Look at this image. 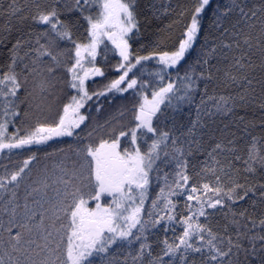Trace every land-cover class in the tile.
I'll use <instances>...</instances> for the list:
<instances>
[{
	"label": "snow or ice",
	"instance_id": "snow-or-ice-1",
	"mask_svg": "<svg viewBox=\"0 0 264 264\" xmlns=\"http://www.w3.org/2000/svg\"><path fill=\"white\" fill-rule=\"evenodd\" d=\"M0 264H264V0H0Z\"/></svg>",
	"mask_w": 264,
	"mask_h": 264
}]
</instances>
